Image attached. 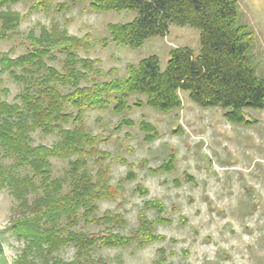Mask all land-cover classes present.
<instances>
[{"label":"trees","instance_id":"obj_1","mask_svg":"<svg viewBox=\"0 0 264 264\" xmlns=\"http://www.w3.org/2000/svg\"><path fill=\"white\" fill-rule=\"evenodd\" d=\"M33 2L31 10L47 8L52 0H0V42L17 33L21 16L17 12L2 11L20 2ZM97 13L134 10V20L125 24H110L109 38L119 45L139 48L149 39L165 38L172 26L191 27L199 31L200 50L173 48L165 69L158 56H150L138 64L126 66L127 77L82 86L96 61L81 59L78 51L90 49L89 36L77 37L66 29L43 28L37 36H28L30 48L16 58L13 49L0 57V78L8 74L23 83V91L16 96L19 102L9 103L0 97V148L3 157L14 162L7 169L0 167V188H7L19 201L21 216L12 221L11 228L26 245L15 264H36L33 255L45 258L43 264H73L48 257L73 246L78 258H90L93 248L123 249L131 245L144 248L163 236L156 233V224L167 220L162 216L166 207L161 200L145 202V208L155 210L150 220L142 211L139 226L130 236L104 230L96 235L73 230L80 223H116L125 225L121 215L110 211L98 217L99 202L114 200L118 189L109 180L110 157L98 145L101 138L84 126L89 109H105L112 105L117 114L132 107L129 99L139 95L133 106L148 107L168 114L183 107L182 92L197 106L210 109L220 107L226 120L250 126L246 110H264V78L256 74L249 55L254 36L239 23L237 0H90ZM59 63L58 69L50 63ZM99 73L102 70H97ZM72 124V127L68 126ZM128 116L116 124L117 131L133 127ZM143 140L152 143L161 133L157 127L143 120L140 123ZM58 134L53 145H33L31 134ZM95 159L97 172L92 175L89 159ZM67 160L68 170L63 176H53L52 160ZM177 154L173 150L159 168L151 173L173 172ZM130 167L133 165L130 164ZM25 172V174H22ZM186 179L193 180L186 174ZM137 174L130 170L120 183L133 181ZM175 183L180 185L179 180ZM142 194L149 190L137 185ZM34 194L33 200L29 199ZM30 212L32 214H30ZM1 250V246H0ZM164 250L154 264H164ZM121 264V263H118Z\"/></svg>","mask_w":264,"mask_h":264},{"label":"rangeland","instance_id":"obj_2","mask_svg":"<svg viewBox=\"0 0 264 264\" xmlns=\"http://www.w3.org/2000/svg\"><path fill=\"white\" fill-rule=\"evenodd\" d=\"M237 1L239 23L254 36L249 55L256 74L264 78V0ZM32 4L25 1L2 9L19 13L21 24L11 39L0 42V57L11 49L13 58L25 54L30 48L28 36H38L43 28L66 29L80 38L89 36L90 49H82L78 55L96 63L82 86L126 78L129 63L138 64L150 56H158L165 69L173 48L188 47L196 53L200 50L199 31L178 26H172L165 38H151L139 48L110 41L104 46L109 38L108 26L134 20L136 11L97 13L90 0H52L39 11L31 10ZM1 26L0 21V31ZM50 65L61 68L59 63ZM24 86L5 74L0 78V97L9 103L19 102L16 96ZM181 96L182 109L168 114L133 106L136 101L145 100L135 95L129 99L132 109L125 113L117 114L111 105L89 109L84 120L86 130L101 138L99 149L110 154L104 165L109 166L110 183L118 189L116 199L99 202L97 216L110 211L121 215L126 224L80 223L73 230L96 235L106 229L130 236L139 226L142 211L150 220L157 217L155 210L145 208V202L161 200L166 207L162 217L167 221L155 226L163 240L144 248H93L90 258H78L77 249L68 246L48 257L51 261L58 258L73 264H154L163 249L164 264H264V110H246V118L255 123L238 125L226 120L222 108L204 109L192 102L188 92ZM123 116L133 119L135 125L117 131L115 126ZM143 120L157 127L159 139L144 142L139 128ZM31 138L33 145L51 146L59 136L36 131ZM173 150L177 154L175 170L151 173L150 169L159 168ZM96 158L89 159L92 175L98 170ZM13 162L3 157L0 148V167L7 169ZM52 165L54 177L63 176L69 168L67 160L53 159ZM130 170L137 178L120 183ZM186 174L193 180L186 179ZM138 184L146 187L148 194H142ZM28 197L33 200L34 194ZM19 203L7 188H0V264H15L26 245L10 226L21 216ZM32 257L36 264L45 261L42 256Z\"/></svg>","mask_w":264,"mask_h":264}]
</instances>
